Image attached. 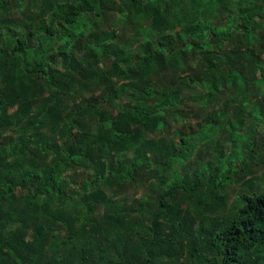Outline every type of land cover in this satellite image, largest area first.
Instances as JSON below:
<instances>
[{
    "label": "trees",
    "instance_id": "1",
    "mask_svg": "<svg viewBox=\"0 0 264 264\" xmlns=\"http://www.w3.org/2000/svg\"><path fill=\"white\" fill-rule=\"evenodd\" d=\"M211 1L224 21L174 30L164 0H0V264H264V179L228 199L252 138L239 156L246 138L230 125L232 152L193 158L220 113L196 135L156 137L167 117L227 82L236 126L245 108L264 109L261 97L246 100L242 71L251 61L264 98L252 28L259 16L264 29V6ZM128 12L145 16L152 46L135 59L99 30L107 13ZM80 166L88 173L75 181L68 171Z\"/></svg>",
    "mask_w": 264,
    "mask_h": 264
},
{
    "label": "rangeland",
    "instance_id": "2",
    "mask_svg": "<svg viewBox=\"0 0 264 264\" xmlns=\"http://www.w3.org/2000/svg\"><path fill=\"white\" fill-rule=\"evenodd\" d=\"M210 2L209 0H164V7L169 20L174 23L175 28L173 27V29L177 30L184 26L186 27L191 22L197 20L207 21L211 24H217L224 21L225 16H219L216 11V6L211 0ZM256 2L258 5L261 6L262 4V6H264V0H257ZM29 11L30 13L34 12L30 9ZM238 13L239 11L237 10V14ZM2 15L3 14H1L0 17ZM106 15V20L101 25L99 24V30H101L103 32L102 34H106V37L109 38L106 42L107 44H112L113 41H116L120 46L126 47L132 53L134 59L138 57L144 48H152V46L148 44L150 41H148L146 37L148 21L144 15L141 13L136 14L134 12H128L126 15L117 16L118 18L114 19L112 18V15L108 13ZM43 19L45 22L48 20L47 17H44ZM38 21L39 19L34 17V22ZM261 22L262 18L259 16L254 17L252 20V28L256 31L255 38L257 37V40L253 44H256V49H258L261 45L264 47V29L260 28V26H262ZM260 32L262 34H260ZM112 35L114 37H112ZM260 36L262 37L259 38ZM7 50L9 51L10 49L7 47ZM81 50L82 49H80L77 53ZM261 56L263 58L264 65V52ZM247 59L248 57L245 56L243 61L245 62ZM134 61L136 60H133V62ZM250 65L251 61L242 66V71L246 75L247 82V88L244 95L250 105L254 104V102L261 97L257 102L263 101L262 105L264 106V98L261 96V92H259L260 88L252 81V77H254L256 72L251 75L247 74ZM201 70L202 69L200 67L195 69L196 72ZM171 73H177V70H175L173 66L171 67ZM258 75L259 73H257L256 76ZM228 84L230 83L227 82V87L224 90H221L218 95H216V93L212 90H208V94L212 100V105L210 103L211 100H200L198 105L188 102L190 106L186 108L184 107V111L181 116L184 117L183 119L176 115L167 117L165 124L160 128L159 135L156 137L163 139V141H169L170 137H173L176 131L182 133L184 136L190 134L196 135L199 128L205 124L210 115L220 113L221 116L216 119V125H219L220 129L217 130L211 139L206 140L203 144L199 143L196 146L193 158L199 154L204 160L214 162V156L216 155L217 149L219 150L222 147L225 153H228L229 151L232 152L234 148L231 147V144L228 141L231 133L230 125L234 126V132L236 134L242 136V138H246L245 140L243 139L242 144L239 139L237 140L236 149L239 156L245 152L244 142L247 141L248 138H252V151L245 154L243 165H241L238 160L235 161V166H241L243 170L240 172L239 177L235 179V182L228 186V191L230 193L228 199L230 201L236 193H248L249 185L247 181L252 179H264V109L260 110L255 108L254 110H251L247 107L248 111H246L245 108L241 115V123L239 126H236L234 118L231 117L234 109L233 104L229 99L232 91L229 89ZM262 90V93H264V89ZM227 101H230V103L227 104ZM225 104H227V106H225ZM64 109H67V107H64ZM217 109H221L222 111L218 112ZM112 153L113 155H117L115 157L117 159H120L121 157L123 158V156H128L126 153L121 154V152H115L114 150ZM193 158H190L183 164L177 163L176 170L180 173L181 169L188 166ZM87 173V170L83 171L82 166L78 167L75 172L68 171V174L73 175L75 181H77L81 176H87ZM169 175L170 173L168 176ZM128 192L135 194L144 193L143 190L134 187H130ZM15 193L18 195L19 192L16 190ZM196 199L193 201H196ZM76 205L78 206L77 202L74 203V207ZM64 208L67 212H72V205L65 204ZM187 208L190 211H194L192 209L193 203L188 204ZM201 209L202 212L200 215L203 216V218H208V211L204 208ZM191 214H193V212ZM196 215L197 214H194V216ZM60 232L62 235L64 234L63 230H60Z\"/></svg>",
    "mask_w": 264,
    "mask_h": 264
}]
</instances>
